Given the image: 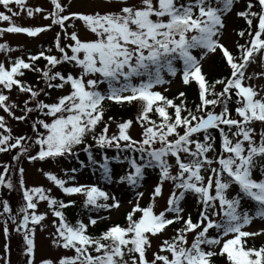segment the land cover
Listing matches in <instances>:
<instances>
[{"label": "snow or ice", "instance_id": "6c2138e0", "mask_svg": "<svg viewBox=\"0 0 264 264\" xmlns=\"http://www.w3.org/2000/svg\"><path fill=\"white\" fill-rule=\"evenodd\" d=\"M237 3L239 0H89L88 11H68L71 0H49L46 11L26 6L25 0H0V6L9 13L0 11V22H6L0 27V36L7 33L33 38L53 26L60 29L54 45L59 55L39 51L29 54L27 60L13 58L8 54L14 49L0 43V53L8 56L6 62H0V110L16 121H26L32 113L38 117L30 124L32 136L13 137L5 117L0 116V153L16 149L12 161L20 157L29 162L55 161L77 157L75 149L82 145L88 165L99 171L101 180L127 186L136 201H129L124 225L111 224L93 236L88 227L110 219L111 211L120 209L116 194L97 184L68 186L53 172L38 169L52 187L67 197L81 196L83 208L98 214L95 218L90 215L87 223L79 219L69 223L63 210L75 201L52 196V187L26 186L24 169L19 168L22 202L15 216L7 201H3L2 211L14 225L13 230L22 235L25 264H35L34 233L37 226L43 227L46 215L37 211L41 201L55 218L51 245L72 254L42 259L40 264H216V258L222 264H264V244L256 247L248 243L249 238L264 235V228L247 230L256 219L264 223V0H246L243 10L235 12L247 28L235 33L244 43L236 40L233 54L221 38L226 16ZM12 5L29 18L43 14L49 23L17 25L12 18L21 12ZM69 28H82L83 38L78 30L69 32ZM217 53L229 75L209 83L201 61ZM39 59L46 62L42 68L36 66ZM58 65H71L72 71L54 70ZM252 65L261 71L246 76ZM25 71L37 73L44 87L27 85L20 79ZM165 75H179L186 86L195 83L199 102L194 110L182 99L183 92L175 103L155 90L170 82ZM256 77L261 78L259 88L246 82ZM100 85L106 88L101 90ZM12 90L27 97L21 115H15L13 109L19 105L10 102L6 94ZM49 90L63 93L51 102L40 99L41 95L51 98ZM105 101L135 103L140 139L130 135V119L115 122L116 132L108 134ZM230 103L235 104L234 109L229 108ZM100 124L103 127L97 132ZM257 124L262 129L259 135ZM214 133L219 136L218 154ZM89 135L100 151L99 160L93 157V145L85 142ZM33 148L34 154L30 152ZM105 148L138 157L125 155L121 161L119 156L105 155ZM111 160L127 164L124 174L115 180ZM10 167L3 164L0 171V186L8 190L14 188L7 176ZM148 169L157 171V181L151 186L148 204L141 207L144 193L138 189ZM70 171L75 174L78 169ZM254 172L259 173L258 178ZM165 183L171 184L166 207L157 213L155 204L164 195ZM188 196L199 209L195 220L191 214L184 215ZM101 211L109 215L101 216ZM174 223L180 227L173 236L162 239L149 258L153 238ZM2 232L7 241V222ZM8 251L5 243L4 252ZM3 264H10L7 256Z\"/></svg>", "mask_w": 264, "mask_h": 264}, {"label": "rangeland", "instance_id": "374dc122", "mask_svg": "<svg viewBox=\"0 0 264 264\" xmlns=\"http://www.w3.org/2000/svg\"><path fill=\"white\" fill-rule=\"evenodd\" d=\"M68 3V2H66ZM25 4L28 7H41L43 9L46 10L45 7L49 6V0H25ZM14 10L16 11H20L21 15L20 16H16L13 17V22L17 25H23V26H42V24H48L49 21L44 20L42 18L43 14H38L36 16H34V21L33 22H29V18L27 17V15L21 10V9H16L15 6ZM241 7V1L239 0V3L236 4V6L233 8V11L230 12L225 19V29H224V35L221 38V42L224 43L226 45V47H228L229 49H233L235 48V41L239 40L240 43L243 41L242 38L237 37L235 35V33L238 31V29H236V27L240 24H244V21L242 20V18L236 17L235 16V12L239 10V8ZM89 10V0H71V7L68 9V11H88ZM38 20V21H37ZM29 22V23H28ZM78 24V22H77ZM4 25L6 26V22L4 23ZM73 30H78L80 32L81 38H83L84 36V30L82 28H77V29H71L69 28L68 31L71 32ZM57 31H60L57 26H53V30L49 33H47V35H42V37L37 40V41H28L25 40L23 38H18L16 36H1L0 37V43H7L9 45V47H11L12 49H14L13 52L9 53L8 56L11 57H16L22 54H26L27 51L33 52L35 51L36 47H40L41 45H43L44 43H47L49 40L52 43H55V34ZM65 41L63 40V36L61 37V44H63ZM37 47V48H38ZM198 55V52L196 53ZM5 54L0 53V62H6L3 60ZM6 56V55H5ZM8 56H6L8 58ZM219 56V54H215V55H209L207 56L203 61H201V66L202 69L204 71V73H209V72H216L217 71V65H216V59ZM72 71V68H71ZM254 71L258 72L261 71L260 68H258L256 65H252L247 69L246 72V76L252 74ZM165 78L170 81L168 84H165L163 86H157L156 89L160 90V91H174V90H178L179 86H180V78L178 77H168L167 75H165ZM260 77H256L253 80L250 81H246L247 83L250 84H255L257 88L261 87L260 84ZM100 89H101V85H100ZM165 89H167L165 91ZM63 90L58 91V95L62 94ZM15 115H18V111L15 109H13ZM2 116L5 117L7 126L10 127V125L15 121L12 118L7 117V115L3 112ZM116 132V129L111 128L108 131L109 135H112L113 133ZM257 133V131H256ZM140 134L138 132V130L135 127H131L130 128V135L132 137H140ZM258 135V133H257ZM38 169H42L43 171H51L54 174H56L58 177L63 178L66 180L67 185L68 186H72L74 184H90L92 183V181L98 185H106L105 187L109 189V193L112 194H116L117 197L121 200V207L118 211L113 210L111 211V217L110 219H106V220H114L121 217V215L124 213L125 209H127L129 206H131L129 204V201L131 200L133 203L136 202L134 199V193L132 190H130L127 186H122V185H117L115 183L112 184H108L106 182H104L103 180H101V178L98 177H90V174L87 171H83L80 174H77L75 176L74 180H69L66 179L64 177L66 169L62 168V167H58L56 165H52L51 167L48 168H43L42 166H37V165H32L30 167H25V175H24V181L26 182V186L32 187V186H43L45 189L52 187L49 182L45 179V177L42 175V173L40 171H38ZM125 167H121V166H117L114 165L113 167V171H117V172H113V179L115 180L117 178V176L119 175V173L124 172ZM152 172H154V174H151ZM173 174L175 173V169H172ZM157 171L156 170H152L150 171H146V177L145 179L141 182L142 186L138 189V191H141L144 193V196L141 198V200L139 201V203L141 204H147L150 200V197H148V192H150L151 186L154 185V183L157 181V175H156ZM258 172H254V177L258 178ZM171 188V184L170 183H165L163 186V193L164 195L160 198L157 199L156 204H155V208L154 210L158 213L160 211H162L164 209V207H166V197L169 194V190ZM52 196H55L56 198L60 197L61 192H59L58 189L52 187V192H51ZM15 186L12 190H8L6 189L5 194L2 195V199L3 201H7L11 210V215L15 216L17 213V205L15 203ZM82 199L81 197H79L80 203H82ZM184 208H185V212L184 213H190V211L193 210V205L191 204V201H189V199L186 197V200L183 204ZM245 210H247L248 205L246 204L245 206ZM14 208H16V211H14ZM47 207H46V202L41 201L38 204V212L41 213H46L45 215V219L42 222L43 227L37 226L35 229V233H34V239H35V255H34V261L35 264H40V261L42 259H56L58 256L60 255H65L68 254L67 251L65 249H57L55 247H53L50 243V234L53 233L54 228H53V224L52 221L54 220V217L51 216V213L47 212ZM109 213L107 212L105 216H108ZM6 219H7V214H5ZM84 222H86L84 219L82 220ZM105 220H98L97 223L103 222ZM8 227L9 230L14 229V225L12 224L11 220H8ZM261 228H264V223H262L261 221H259L258 219L254 220L253 223L248 227V231H259ZM3 227H1L0 225V264H3L4 258L5 256L8 255V252L5 253L4 252V245L5 243L11 244L12 242V237L15 239H18L19 241H21L22 239V235L19 232L16 231H9V238L7 241H5L4 237H3V232H2ZM260 238H264V235L258 236ZM163 236H159L157 238H153L152 240V247L149 250L148 256L151 258V252H153L154 250H157V245L158 243L162 240ZM15 254V253H14ZM69 255V254H68ZM23 256V254H22ZM16 257V255H15ZM7 258L9 259V257L7 256ZM16 259L18 260V257H16ZM24 259V256L23 258Z\"/></svg>", "mask_w": 264, "mask_h": 264}, {"label": "trees", "instance_id": "16d2710c", "mask_svg": "<svg viewBox=\"0 0 264 264\" xmlns=\"http://www.w3.org/2000/svg\"><path fill=\"white\" fill-rule=\"evenodd\" d=\"M245 5H246V0L244 2V6ZM253 23L255 24V20H254ZM246 28H247V25H246V27L242 26L241 30L246 29ZM233 54H236V50H235V52H233ZM43 65H44V62H42L41 60L36 61V66L37 67H41L42 68ZM217 65H218V68H217L216 72H209V73L205 74L206 79L209 81V83H211L212 81H214L216 79H220V78H223V77H226L227 75H229V70L225 66L223 60H219ZM59 66L60 65H58L57 68H59ZM20 79H22L27 85L38 87V88L44 87V84H43L42 80L38 79V74L35 73V72L25 71L24 76L21 77ZM220 87H221L220 85H217L216 86L217 90H219ZM49 91L51 92V96H53L54 95L53 94L54 91L53 90H49ZM13 92H14V95H15L16 98H18V95H24V94L18 93L15 90H12L10 93H6V94L9 95V94H11ZM180 92H183L185 94L184 97H182V99L185 100V103H186L187 107L189 109H191V110H194L195 105L199 102L198 101V89H197L196 85L194 83H191V84H189L187 86L183 84V87H182V89L180 91L174 92V93H169V94H167L165 96L168 97L169 99H173L175 103H179L178 94ZM51 98L45 97L43 95L40 96V99H43L46 102H49V100H51ZM234 105H235L234 103H230L229 104V108L232 109V107ZM21 114H22V112H21ZM109 116L113 117V121H108V117ZM136 116H137V107H136L135 104H132L131 106H125V107H121V108L120 107L112 108L108 113H106L104 115V121L108 122V123L115 124V122H119V121H121L123 119H130V120H133L132 126L135 125L141 130L140 126L135 123ZM36 118H38L37 114L36 113H32V114H30V117L26 121H19V127H18L19 128V132H15V131L13 132L12 131L11 135L13 137H16V136H19V135H25V136H29V137L32 136V133H31V130H30V124H31L32 120H34ZM39 118H43V117H39ZM153 119H156V117L153 116ZM258 127H259V133H260V131L262 129L260 128L259 125H258ZM96 131L99 132L100 129H96ZM214 135H216V142L215 143H216V146H217V154H218L219 136H218V133H214ZM85 142L88 143V144H92L93 145V147L91 148V151L93 153V157H94V159L99 160L100 159V151L94 146V143H93V141L91 139V136H90V138H88V140H85ZM82 147L83 146L81 145V146H78L75 149V151L78 153L77 157H72V158H69V159H65V158H60V159H63V161L65 162L66 166H71L70 168L76 167V164L79 163V162H83L84 165H88L87 154L84 153L83 151H81ZM16 151H17L16 149L8 151V152H6L4 154V156L2 158H1V153H0V159L2 161V162H0V170L1 171L3 170L2 169V165L3 164H10L11 167L13 166V162L14 161H12L11 158H12L13 155L16 154ZM103 153L105 155L109 156L110 158L119 156V159L121 161L124 159L125 155H128V156L136 155L138 157V154H133V153H128V152L117 153L114 148H112V149L105 148L103 150ZM209 154L212 155L211 153H209ZM2 188L3 187L0 186V192H1ZM196 209H197V211L199 210L198 206H197ZM65 211H67V209ZM69 211H70L71 214L75 212L74 209L69 210ZM67 213H68V211H67ZM197 215H198V213L193 215L192 219L195 220L197 218ZM65 217H66V219H68L66 214H65ZM111 224L124 225L125 224L124 216L121 218V220H119V221H117L115 223H106L105 225L96 227L94 229V232L91 233L90 235H93V236L98 235L101 231H103L106 227H108ZM174 227L178 228V227H180V224L179 223H174L173 225H170L169 228H174ZM248 243H249V245H254L256 247H259L260 245L264 244V242H259L257 240L256 241L248 240ZM216 264H222V261L219 258H216Z\"/></svg>", "mask_w": 264, "mask_h": 264}]
</instances>
